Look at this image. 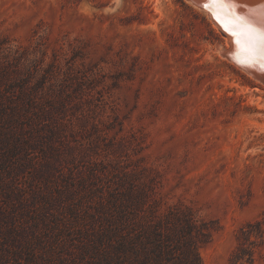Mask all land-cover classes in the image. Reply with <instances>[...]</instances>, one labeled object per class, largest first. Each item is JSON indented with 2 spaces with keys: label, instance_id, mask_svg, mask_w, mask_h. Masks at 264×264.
Returning <instances> with one entry per match:
<instances>
[{
  "label": "rangeland",
  "instance_id": "374dc122",
  "mask_svg": "<svg viewBox=\"0 0 264 264\" xmlns=\"http://www.w3.org/2000/svg\"><path fill=\"white\" fill-rule=\"evenodd\" d=\"M227 47L189 0H0V264H140L170 208L201 264H264V83Z\"/></svg>",
  "mask_w": 264,
  "mask_h": 264
},
{
  "label": "trees",
  "instance_id": "16d2710c",
  "mask_svg": "<svg viewBox=\"0 0 264 264\" xmlns=\"http://www.w3.org/2000/svg\"><path fill=\"white\" fill-rule=\"evenodd\" d=\"M209 234L207 226L182 209L170 208L159 214L144 210V214L132 217V249L136 250L140 244L149 250L140 264H201L199 247ZM251 236L250 229H242L234 259L239 261L246 255L251 258L246 246Z\"/></svg>",
  "mask_w": 264,
  "mask_h": 264
},
{
  "label": "snow or ice",
  "instance_id": "6c2138e0",
  "mask_svg": "<svg viewBox=\"0 0 264 264\" xmlns=\"http://www.w3.org/2000/svg\"><path fill=\"white\" fill-rule=\"evenodd\" d=\"M236 6L235 0H208L204 4L238 45L240 62L264 69V4L259 6L262 9L259 23L251 16L237 15L233 11Z\"/></svg>",
  "mask_w": 264,
  "mask_h": 264
},
{
  "label": "bare ground",
  "instance_id": "6f19581e",
  "mask_svg": "<svg viewBox=\"0 0 264 264\" xmlns=\"http://www.w3.org/2000/svg\"><path fill=\"white\" fill-rule=\"evenodd\" d=\"M200 4H196L197 6H200L204 8L208 15L211 17L212 21L214 22L215 26H217L221 31L224 32L223 27H221V22L213 15L212 11H210L208 8L204 7V4L208 2V0H198ZM236 7L233 9V11L239 15V16H251L255 18V20L259 23L262 17V9L259 7L260 5L264 4V0H235ZM220 10L217 8V12ZM226 38L228 41V47L226 48L225 52H228L231 50V56L227 57L235 63L240 69H242L244 72L249 74L250 76L254 77L255 79L263 82L261 80V77L256 73L255 69L263 71L264 69H261L259 65H252L242 63L240 62V57L238 56V45L234 42L233 37L226 33ZM224 50V49H222ZM222 53V52H221ZM264 83V82H263Z\"/></svg>",
  "mask_w": 264,
  "mask_h": 264
},
{
  "label": "water",
  "instance_id": "95a60500",
  "mask_svg": "<svg viewBox=\"0 0 264 264\" xmlns=\"http://www.w3.org/2000/svg\"><path fill=\"white\" fill-rule=\"evenodd\" d=\"M189 1H191L193 4H200L199 3V1L198 0H189ZM201 1V0H200ZM196 5V6H197ZM224 33L226 34V33H228V32H225L224 31ZM225 55H228V56H231V50H229L228 52H226V53H224ZM255 71H256V73L261 77V80H263V82H264V70L263 71H261V70H258V69H255Z\"/></svg>",
  "mask_w": 264,
  "mask_h": 264
}]
</instances>
